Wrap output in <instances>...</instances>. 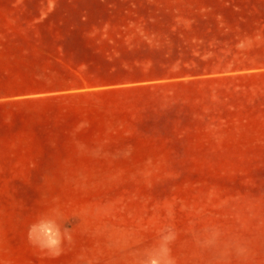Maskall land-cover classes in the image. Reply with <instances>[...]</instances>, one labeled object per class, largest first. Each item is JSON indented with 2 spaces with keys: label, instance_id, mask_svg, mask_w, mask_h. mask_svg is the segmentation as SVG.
Segmentation results:
<instances>
[{
  "label": "rangeland",
  "instance_id": "374dc122",
  "mask_svg": "<svg viewBox=\"0 0 264 264\" xmlns=\"http://www.w3.org/2000/svg\"><path fill=\"white\" fill-rule=\"evenodd\" d=\"M153 63L143 90L89 81ZM63 79L0 95V264H133L169 223L177 264H264V0H0V89ZM145 103L170 113L138 126ZM57 198L74 244L50 257L27 231Z\"/></svg>",
  "mask_w": 264,
  "mask_h": 264
},
{
  "label": "clouds",
  "instance_id": "9594fccd",
  "mask_svg": "<svg viewBox=\"0 0 264 264\" xmlns=\"http://www.w3.org/2000/svg\"><path fill=\"white\" fill-rule=\"evenodd\" d=\"M87 126V125H83ZM81 126V127H83ZM77 149L93 157L107 155L102 146L89 149L82 142H76ZM132 146L117 153L118 156H130ZM171 217L173 213L169 211ZM69 218L58 204V198L54 205L46 212L42 213L33 223L28 226L27 240L29 244L50 257H58L65 251L66 245L74 244L72 229L67 226ZM219 232L212 234L202 242L206 248H214L219 239ZM177 239V231L173 224H165L158 233L157 240L150 246L142 248L134 257L133 264H177L176 258L172 254V245ZM247 249L243 246L236 248L238 255L246 254Z\"/></svg>",
  "mask_w": 264,
  "mask_h": 264
},
{
  "label": "trees",
  "instance_id": "16d2710c",
  "mask_svg": "<svg viewBox=\"0 0 264 264\" xmlns=\"http://www.w3.org/2000/svg\"><path fill=\"white\" fill-rule=\"evenodd\" d=\"M169 68H166L160 63H153L149 67H118L100 70L97 73L90 76L89 81H92L95 87L105 88L98 91L96 94L101 96H113L116 97L119 94H127L134 90H143L148 88L143 87H123L126 84L137 85L145 82H153L164 79L167 76ZM70 79H63L57 82H47L43 80H33L26 83H18L6 88L0 89V95H16L18 93H32V92H46V91H64L70 89L68 86ZM78 83V82H76ZM121 87V88H119ZM77 89V88H75ZM123 96H121L123 100ZM146 106L140 114L139 120L136 121V125L143 126L152 123H157L162 118H165L170 113L168 110L156 111L151 108L152 103H145ZM69 123V122H68ZM63 124L62 126H66ZM69 125V124H68ZM17 123L12 122L9 124H2L4 130H14L17 128ZM48 124L36 125L35 131L47 130ZM50 129V128H49Z\"/></svg>",
  "mask_w": 264,
  "mask_h": 264
}]
</instances>
